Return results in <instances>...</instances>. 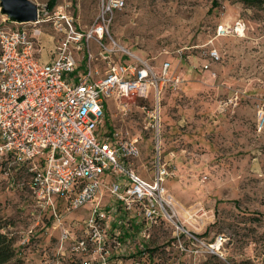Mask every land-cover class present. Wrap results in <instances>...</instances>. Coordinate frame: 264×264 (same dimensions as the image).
Segmentation results:
<instances>
[{"label":"rangeland","instance_id":"rangeland-1","mask_svg":"<svg viewBox=\"0 0 264 264\" xmlns=\"http://www.w3.org/2000/svg\"><path fill=\"white\" fill-rule=\"evenodd\" d=\"M30 1L40 9L47 2ZM99 1L56 0L47 10L70 14L85 29ZM212 2L125 0L109 28L115 45L108 40L107 45L117 50L115 58L132 62L120 53L122 47L155 70L169 61V72L179 78L175 88L163 86L158 97L150 89L145 98L130 93L108 99L96 129L97 135L116 129L137 137L140 153L131 167L142 177H152L157 158L170 173L164 184L173 197L174 220L188 231L179 235L186 251L176 247L174 228L161 224L143 254L125 258L139 264H264V0L254 5ZM3 19L0 14V23ZM219 24L226 30L218 35ZM40 28L34 53L47 60L62 32L51 23ZM89 48L97 55L95 42ZM210 49L218 59L209 58ZM85 50L83 45L75 53L81 58L79 70L86 69ZM94 64L104 65L100 60ZM143 106L157 111L158 138ZM28 178L24 169L5 174L0 163V213L8 222L4 231L14 238L24 264H56L62 259L56 252V218L35 205ZM83 212L65 214L76 233ZM218 236V249L211 252L209 244Z\"/></svg>","mask_w":264,"mask_h":264},{"label":"built area","instance_id":"built-area-1","mask_svg":"<svg viewBox=\"0 0 264 264\" xmlns=\"http://www.w3.org/2000/svg\"><path fill=\"white\" fill-rule=\"evenodd\" d=\"M124 4L100 0L85 29L78 28L70 14L50 13L46 6L37 7L32 21L0 23V163L5 174L24 169L35 205L56 218V252L62 258L56 264L63 259L67 264H139L125 258L143 254L153 229L161 224L174 228L176 247L186 251L179 235L188 231L174 220L173 197L164 184L170 174L165 163L157 158L152 177L144 178L131 167L140 153L137 137L116 129L96 133L108 99L130 93L145 98L150 89L158 97L163 86L179 83L169 72V61L155 70L122 47L120 53L131 56L132 62L115 58L117 50L108 47L107 40L114 44L109 28ZM50 23L62 36L51 56L40 60L34 53L40 25ZM225 30L223 24L216 28L218 35ZM90 41L96 43L97 55ZM83 45L86 69L79 70L81 58L75 53ZM208 56L218 59L214 49ZM94 60L104 63L103 68ZM142 108L158 138L156 109ZM75 211H84L78 233L65 221V214ZM220 241L218 236L209 244L211 252Z\"/></svg>","mask_w":264,"mask_h":264},{"label":"trees","instance_id":"trees-1","mask_svg":"<svg viewBox=\"0 0 264 264\" xmlns=\"http://www.w3.org/2000/svg\"><path fill=\"white\" fill-rule=\"evenodd\" d=\"M56 0H47L45 6L52 9ZM247 5L260 3L261 0H238ZM216 0H213L212 6H216ZM105 118V117H104ZM8 222L0 213V264H24L23 259L18 255V251L14 244V238L4 231Z\"/></svg>","mask_w":264,"mask_h":264},{"label":"water","instance_id":"water-1","mask_svg":"<svg viewBox=\"0 0 264 264\" xmlns=\"http://www.w3.org/2000/svg\"><path fill=\"white\" fill-rule=\"evenodd\" d=\"M0 14L11 22L32 21L37 16V4L30 0H0Z\"/></svg>","mask_w":264,"mask_h":264}]
</instances>
